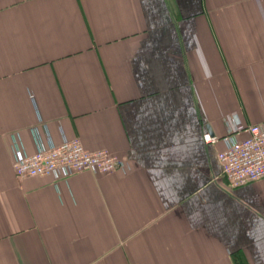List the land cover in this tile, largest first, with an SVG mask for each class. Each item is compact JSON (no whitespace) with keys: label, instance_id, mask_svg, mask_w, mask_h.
I'll list each match as a JSON object with an SVG mask.
<instances>
[{"label":"crops","instance_id":"obj_1","mask_svg":"<svg viewBox=\"0 0 264 264\" xmlns=\"http://www.w3.org/2000/svg\"><path fill=\"white\" fill-rule=\"evenodd\" d=\"M234 116L264 125V0H0V264H264V181L203 141ZM41 123L124 169L18 177Z\"/></svg>","mask_w":264,"mask_h":264},{"label":"built area","instance_id":"obj_2","mask_svg":"<svg viewBox=\"0 0 264 264\" xmlns=\"http://www.w3.org/2000/svg\"><path fill=\"white\" fill-rule=\"evenodd\" d=\"M231 134L220 139L203 135V141L213 144L219 140L224 150L217 155L221 176L228 187L238 188L258 180L264 181V125H244L236 116ZM42 124V123H41ZM43 137L32 129L35 150L27 153L17 134L10 136V153L14 173L20 177H51L63 179L83 171L110 173L124 169V161L106 150L88 151L78 138L64 139L55 144L48 137L44 124ZM245 134L244 138H239Z\"/></svg>","mask_w":264,"mask_h":264}]
</instances>
